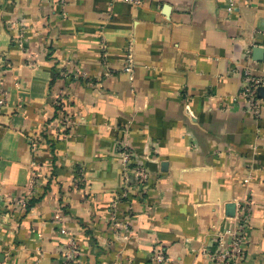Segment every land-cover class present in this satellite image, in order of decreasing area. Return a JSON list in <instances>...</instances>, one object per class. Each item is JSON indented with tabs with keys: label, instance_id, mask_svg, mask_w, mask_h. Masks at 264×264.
Returning a JSON list of instances; mask_svg holds the SVG:
<instances>
[{
	"label": "crops",
	"instance_id": "0c3cea01",
	"mask_svg": "<svg viewBox=\"0 0 264 264\" xmlns=\"http://www.w3.org/2000/svg\"><path fill=\"white\" fill-rule=\"evenodd\" d=\"M256 47L264 0H0V264H62L61 225L75 264H216L239 204L264 264V96H237Z\"/></svg>",
	"mask_w": 264,
	"mask_h": 264
},
{
	"label": "built area",
	"instance_id": "2783aa9c",
	"mask_svg": "<svg viewBox=\"0 0 264 264\" xmlns=\"http://www.w3.org/2000/svg\"><path fill=\"white\" fill-rule=\"evenodd\" d=\"M127 2L138 4L140 0H125ZM102 48L105 49V44L102 43ZM264 61V54L263 59ZM133 68V60L130 50L125 56V64L122 67L124 72L131 73ZM245 83L237 92V96L246 100L248 107L254 114H258L260 108V101L263 100L258 95V88L264 86V78L253 75L251 70L246 69L243 72ZM7 103L5 93L0 91V112ZM34 147V146H33ZM117 154L119 163L123 169L124 174L131 172L133 176V183L137 187H142L148 181L149 175L146 167L142 163L134 162L131 151L128 149L125 142L119 144L117 147ZM248 178L244 179L247 182ZM125 195V193H123ZM114 205V204H113ZM238 209L233 217H230L232 222L231 227L226 229V233L230 236L226 244H221L220 248L215 253L206 252L205 255L212 262L216 264H242L243 262V244L246 241V214L248 211L247 205L239 204ZM59 234L64 241V250L62 252V264H75V258L78 253L77 242L73 233L69 232L65 226L58 228ZM151 261L157 264H164L169 261L161 250L155 251L151 256ZM123 264H131L129 260H125Z\"/></svg>",
	"mask_w": 264,
	"mask_h": 264
},
{
	"label": "water",
	"instance_id": "95a60500",
	"mask_svg": "<svg viewBox=\"0 0 264 264\" xmlns=\"http://www.w3.org/2000/svg\"><path fill=\"white\" fill-rule=\"evenodd\" d=\"M254 54L256 55L255 58L257 60H262L263 59V49L262 48H254L253 49ZM258 92L262 94V96H264V86H261L258 88ZM261 96V95H260Z\"/></svg>",
	"mask_w": 264,
	"mask_h": 264
}]
</instances>
